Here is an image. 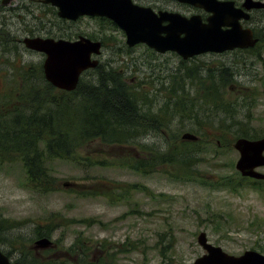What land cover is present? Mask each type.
Wrapping results in <instances>:
<instances>
[{
	"label": "rangeland",
	"instance_id": "rangeland-1",
	"mask_svg": "<svg viewBox=\"0 0 264 264\" xmlns=\"http://www.w3.org/2000/svg\"><path fill=\"white\" fill-rule=\"evenodd\" d=\"M143 3L150 2L144 0ZM162 7L187 16L197 12L175 1ZM242 24L264 33V10H251V18ZM0 26L5 27L12 38L0 45V75L4 76L0 77V85L3 87L9 84L8 80L16 78L21 66H41L44 60L42 53L24 47L20 42L23 37L69 36L73 39L79 34L89 35L105 40L98 56L104 65L94 71L98 74L110 67L123 73L127 77L125 82L142 84L149 95L142 111L149 112L147 107L151 113L161 107L170 111L177 107L179 98H171V89L179 86L186 92L187 108L223 116V111L216 110L199 91L200 81L206 85L212 81L220 84L223 75L230 78L225 87H219L224 109L241 111L243 120L251 121L244 123L226 118L224 125L231 134L243 127L252 136L264 135V47H258L254 53L247 52L249 49H235L183 59L173 51L159 53L145 44L129 47L125 32L99 16H81L75 21L63 19L57 15L56 7L33 0H9L7 5H1ZM190 70L193 75L187 74ZM93 76V72L82 74L86 82ZM128 117L136 119L133 113ZM192 122L190 118L178 119L176 114L166 130L180 138L182 132L191 131ZM120 128L133 129L130 125ZM131 137L135 142L154 144L160 149L166 146L164 134L153 129L135 130ZM117 148L96 139L88 150L78 152L83 156L80 165L60 159L48 162L50 173L57 176L60 185L50 193L27 187L21 162L0 163V220L18 224L13 230L0 228V250L10 252L14 261L19 251L5 239L18 234L22 237L21 247L31 239L30 248L40 254L39 264H54V260L69 263L76 259L75 254L88 240L95 247L96 244L108 247L103 251L92 246L96 250L90 252L89 257L96 264L100 259L104 264H191L205 252L196 241L197 234L205 231L211 243L220 245L228 253L237 255L247 249L264 253V249L258 248L259 245L264 247V228L247 223L255 216L264 220V197L258 191L244 186L236 194L199 181L180 182L169 179L159 169L147 175L138 174L121 165L115 154ZM125 150L122 147L120 154ZM127 153L140 152L134 148ZM238 156L231 146L223 155L206 158L199 166V173L213 179L229 176L234 171L240 174L235 167ZM89 157L98 162L90 163ZM258 170L264 173V167ZM67 187L74 191H68ZM102 192H108L109 196L101 195ZM63 217L74 222L59 223ZM37 224L54 227L48 236L51 246L33 247L39 238L33 236ZM73 242L76 250L68 251ZM130 244L135 247L130 248Z\"/></svg>",
	"mask_w": 264,
	"mask_h": 264
},
{
	"label": "trees",
	"instance_id": "trees-1",
	"mask_svg": "<svg viewBox=\"0 0 264 264\" xmlns=\"http://www.w3.org/2000/svg\"><path fill=\"white\" fill-rule=\"evenodd\" d=\"M252 29L258 37V42L254 47L248 48L247 52L254 53L258 47H264V33L260 29ZM11 40L9 31L0 26V45L3 46ZM103 65L100 63L96 69L84 71L82 74L93 72L95 76L86 82L81 75L73 91L52 86L45 80L42 66L39 65L21 66L13 81L8 80L9 84L4 87L0 85V163L21 162L27 187L41 193L58 190V178L50 173L47 163L60 159L80 165L83 156L78 152L88 150L89 144L98 139L103 144L117 146V160L138 174L147 175L159 169L172 180L199 181L215 189L226 188L236 194L240 193L244 186H250L264 197V180L242 177L236 171L229 176H218L215 179L206 178L199 173V166L204 164L206 158L225 154L237 137L256 138L243 127L236 128L231 134L224 125L226 118H233L237 122H251L248 119L243 120L241 111L224 109L219 87H225L229 77L222 75L220 84L215 81L209 85L199 82V91L203 92L205 99L210 101L216 110L223 111V116L187 108L184 100L186 92L179 86L171 89V98H179L177 107L171 111L167 107H161L151 113L149 107L145 108L149 112L142 111L149 98L143 85L125 82L127 77L110 67L97 74L94 70ZM187 74L193 75L191 70ZM0 77L4 78L2 75ZM129 113H133L136 119H130ZM176 114L178 119H192L190 132L198 136L196 140H182L177 134L166 130ZM123 125H130L133 129H121ZM140 129H153L163 133L165 148L135 142L131 133ZM122 147L126 149L124 154H120ZM134 148L140 153H127V150ZM87 159L90 163L98 162L90 157ZM142 188L146 190V194H150L146 187ZM67 190L74 191L72 187H67ZM100 194L109 196L108 192ZM255 217L247 223L264 228V220L259 216ZM82 221L89 223L87 219ZM72 222L74 219L63 217L59 223ZM2 227L13 230L18 224L2 219L0 228ZM53 228L52 225L37 224L33 228V236H50ZM5 242L19 251L14 260L16 264H39L40 254L30 248L31 239L24 247H21L22 237L18 234L12 239L6 238ZM83 244L75 254L76 259L69 263L54 260V264H96L89 257L90 252L108 249L103 244H96L95 247L89 240ZM92 246L96 249H92ZM134 247L135 245L130 244V248ZM258 248L264 249L261 245ZM67 250L75 251V243L73 242ZM5 254L10 257V252ZM104 263L102 259L99 260V264Z\"/></svg>",
	"mask_w": 264,
	"mask_h": 264
},
{
	"label": "water",
	"instance_id": "water-1",
	"mask_svg": "<svg viewBox=\"0 0 264 264\" xmlns=\"http://www.w3.org/2000/svg\"><path fill=\"white\" fill-rule=\"evenodd\" d=\"M203 8L209 15L205 21L199 14L189 17L173 11L155 12L150 6L138 5L131 0H43L57 8L61 18L75 20L79 16H100L113 20L126 35V44L145 43L156 52L175 51L183 59L206 52L221 53L233 49L253 47L258 38L250 27L242 25L250 18L252 9H264V0H243L236 6L234 0H176ZM9 0H2L7 4ZM22 43L27 49L44 54L42 69L45 79L54 87L66 91L76 88L84 70L95 68L101 43L86 36L71 41L62 38L26 36ZM181 138L194 141L197 136L185 131ZM239 151L235 167L241 176L264 179L256 168L264 166V136L239 137L233 142ZM197 242L205 251L191 264H264V254L248 249L235 255L208 241L204 231ZM49 237L34 241L35 249L51 246ZM0 264H16L0 250Z\"/></svg>",
	"mask_w": 264,
	"mask_h": 264
},
{
	"label": "flooded vegetation",
	"instance_id": "flooded-vegetation-1",
	"mask_svg": "<svg viewBox=\"0 0 264 264\" xmlns=\"http://www.w3.org/2000/svg\"><path fill=\"white\" fill-rule=\"evenodd\" d=\"M33 1H39V2H41L42 0H33ZM132 1L134 3H137V4L149 5V6H151L157 12V11H161V10H169L166 7H162V6L163 5H166V3L170 2V1H174V0H145V1H149L150 2L148 4H144L143 3L144 0H132ZM238 5H240V4H238ZM193 9H195L197 11L195 13H199L204 19L206 18L207 13L205 11H203L200 8H195V7ZM98 40L101 41V45L103 46V44L105 42L104 38L98 39Z\"/></svg>",
	"mask_w": 264,
	"mask_h": 264
}]
</instances>
